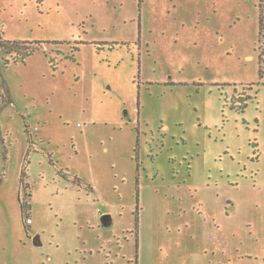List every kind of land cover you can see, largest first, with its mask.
Returning <instances> with one entry per match:
<instances>
[{"label": "rangeland", "instance_id": "obj_1", "mask_svg": "<svg viewBox=\"0 0 264 264\" xmlns=\"http://www.w3.org/2000/svg\"><path fill=\"white\" fill-rule=\"evenodd\" d=\"M258 1L0 0V264H264Z\"/></svg>", "mask_w": 264, "mask_h": 264}, {"label": "trees", "instance_id": "obj_2", "mask_svg": "<svg viewBox=\"0 0 264 264\" xmlns=\"http://www.w3.org/2000/svg\"><path fill=\"white\" fill-rule=\"evenodd\" d=\"M259 16H258V65H259V76L264 78V0L258 1ZM115 42H108L105 44L113 45ZM39 42L32 41H22V40H11L7 39L0 32V58L4 59L5 65L9 64L11 61L15 63L25 62L28 57L34 54L37 50ZM8 57H5L7 56ZM24 176V174H23ZM25 187L29 188L28 185ZM29 197L32 196L28 193ZM139 199V193L137 196V201ZM139 203V202H137ZM20 205L22 211V221L26 230L29 229L28 219H30L31 205L30 203H25L24 200L20 198ZM138 206L136 209V228L138 227Z\"/></svg>", "mask_w": 264, "mask_h": 264}, {"label": "built area", "instance_id": "obj_3", "mask_svg": "<svg viewBox=\"0 0 264 264\" xmlns=\"http://www.w3.org/2000/svg\"><path fill=\"white\" fill-rule=\"evenodd\" d=\"M30 222V219H28V223Z\"/></svg>", "mask_w": 264, "mask_h": 264}, {"label": "crops", "instance_id": "obj_4", "mask_svg": "<svg viewBox=\"0 0 264 264\" xmlns=\"http://www.w3.org/2000/svg\"><path fill=\"white\" fill-rule=\"evenodd\" d=\"M233 208V206L231 207V209Z\"/></svg>", "mask_w": 264, "mask_h": 264}]
</instances>
